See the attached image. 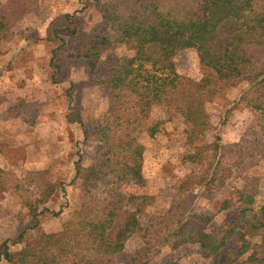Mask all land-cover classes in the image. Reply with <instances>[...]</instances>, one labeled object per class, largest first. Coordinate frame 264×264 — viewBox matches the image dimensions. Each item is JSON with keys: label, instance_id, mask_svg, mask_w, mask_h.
<instances>
[{"label": "trees", "instance_id": "trees-1", "mask_svg": "<svg viewBox=\"0 0 264 264\" xmlns=\"http://www.w3.org/2000/svg\"><path fill=\"white\" fill-rule=\"evenodd\" d=\"M33 1L37 0H0V44L13 38L15 26L29 14ZM96 10L104 27L134 44L131 57L112 63L95 82L108 99L106 125L101 129L106 147L103 171H98L97 164L75 162L74 179L84 190L95 182H109L108 198L101 211L82 202L59 231L41 233L17 251L4 248L0 258L6 264H115L126 242L136 235L140 245L126 264H154L152 255L159 248L177 249L189 243L197 244L203 264H264V203L254 206V188H239V210L216 231L200 228L210 223L211 214H189L178 203L142 220L155 197L142 191L145 148L139 132L146 126L147 134L154 137L163 121L146 125L148 116L136 111L126 95L134 93L163 104L190 124L186 142L193 151L184 160L203 170L184 178L179 192L200 186L222 189L232 166L244 168L264 157V141L242 145L233 165L222 166L214 161L216 143L203 142L212 126L205 106L218 95L214 79L247 80L249 106L264 118V70H257L253 57L255 50L264 48V0H110L97 3ZM109 47L107 37L91 30L70 56L82 59L93 72ZM185 49H194L213 77L193 79L180 73L174 56ZM208 148L214 150L211 158L206 155ZM42 175L40 170L28 171L21 183L0 169V187L9 188L35 216L54 193V186L44 182ZM23 185L36 186V194L29 195ZM221 208H227V202ZM232 242L237 245L229 247ZM163 264L180 263L167 260Z\"/></svg>", "mask_w": 264, "mask_h": 264}, {"label": "rangeland", "instance_id": "rangeland-1", "mask_svg": "<svg viewBox=\"0 0 264 264\" xmlns=\"http://www.w3.org/2000/svg\"><path fill=\"white\" fill-rule=\"evenodd\" d=\"M109 1H33L29 14L15 26L13 38L0 44V169L21 183L26 172L40 170L42 180L54 186L53 195L38 207L35 216L9 188L0 187V252L4 248L17 251L41 233L59 231L82 202H90L101 211L108 198L109 182H95L84 190L74 179V168L80 159L82 165L97 164L98 171H103L106 147L101 129L106 125L108 99L103 87L95 82L104 77L112 63L127 60L134 53L131 40L102 25L96 4ZM91 30L110 40L93 72L82 59L70 56L76 43ZM253 57L257 70H264V48L255 50ZM174 61L180 73L193 79L213 77L194 49L179 51ZM212 85L218 95L205 106L212 126L203 135V142H215L214 161L232 166L242 145L264 141V118L249 106L251 85L247 80L214 79ZM126 95L136 111L148 116L146 125L163 121L154 137L147 134L146 126L139 132L145 148L146 185L142 191L155 197L142 220L178 203L189 214H211L210 223L200 228L216 231L239 210V188H254L255 207L264 203V157L244 168L232 166V174L220 190L200 186L179 192L184 178L203 170V166L184 160V155L193 151L186 142L190 124L163 104L134 93ZM206 155L211 158L214 150L208 148ZM22 188L29 195L36 194L34 185ZM224 202L227 208L222 209ZM139 245L134 235L116 256L115 264H126ZM152 259L154 264L204 261L197 244L191 243L177 249L159 248ZM0 264L6 262L0 258Z\"/></svg>", "mask_w": 264, "mask_h": 264}, {"label": "crops", "instance_id": "crops-1", "mask_svg": "<svg viewBox=\"0 0 264 264\" xmlns=\"http://www.w3.org/2000/svg\"><path fill=\"white\" fill-rule=\"evenodd\" d=\"M24 18H25V17H24ZM24 18H23V19H24ZM23 19H22V20H23ZM22 20H21V21H22ZM21 21H20V22H21Z\"/></svg>", "mask_w": 264, "mask_h": 264}]
</instances>
